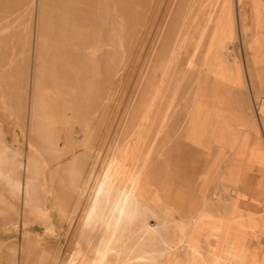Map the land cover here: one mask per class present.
I'll return each instance as SVG.
<instances>
[{"label":"rangeland","instance_id":"374dc122","mask_svg":"<svg viewBox=\"0 0 264 264\" xmlns=\"http://www.w3.org/2000/svg\"><path fill=\"white\" fill-rule=\"evenodd\" d=\"M195 1L0 0V146L9 143L13 178L38 199L26 205L0 181V264L75 255L89 264L107 215L85 228L96 189L115 157L140 148L152 150L142 188L163 226L136 227L122 245L154 248L150 237L161 235L162 251L176 241L170 264H213L214 243L229 264L236 245L244 264H264V43L255 33L264 0H206L204 18H219L209 74L165 90L175 32ZM189 51L182 59L198 58ZM150 108L169 124L139 133ZM138 133L147 134L142 147ZM29 155L31 172L18 166ZM117 174L116 188H130L135 178ZM199 214L212 242L194 254Z\"/></svg>","mask_w":264,"mask_h":264},{"label":"bare ground","instance_id":"6f19581e","mask_svg":"<svg viewBox=\"0 0 264 264\" xmlns=\"http://www.w3.org/2000/svg\"><path fill=\"white\" fill-rule=\"evenodd\" d=\"M205 1L206 0H197V1H195V3H193L191 5V7L189 8L188 22L181 23L178 26V28L175 32V38L172 42L171 48L168 47V48H170V50H169V54H170L169 55V62H171L172 68L168 67L167 68L168 71L166 70L165 73H163V76L168 78V81L166 82V85H165V90L172 86L173 80L176 79L177 77H179L180 80L178 81V84L175 86H177V88H178L177 90H179L181 88V85L183 82L184 83H192L193 80L195 79V77H197V78L200 77V74L204 73L205 74L204 77L209 74L210 69L208 66L209 64L207 62L208 50L210 49L211 45L213 44L214 38L216 36L215 32H212L209 30H210L211 26L215 25V22L217 21V19L219 20V18L213 14L212 10L205 17L206 19L204 18L203 15H204V10H205L204 7L205 6H203V4ZM258 8H260V7L258 6ZM259 10L261 11V16L259 14H257L260 16V21H259V24H258V27H257V30L255 33H256V35H263L262 39H260V42L263 44L264 43V5H262V7ZM27 32H28V30H27ZM172 32H173V30H172ZM27 35H28V33H27ZM27 40H29L28 36H27ZM26 44H28V42H26ZM190 49L198 52V54H199L198 58L199 59L196 56H195V58H197V59H195V58L190 59V57L194 56L195 54L197 55V53H194V52H192V53H194V55H192L190 53L192 56L187 57L189 55ZM183 52H185V53L187 52V54H186L187 56L185 55V57H187V59H185V60L182 59L183 58L182 57ZM12 60L13 59H11V61ZM196 61L199 62V66H200V69L198 71H196V69H194ZM195 74H196V76H195ZM170 81H172V82L170 83ZM161 84H162V81H161ZM190 91H191V89L189 86L188 92H190ZM154 99H156V98H154ZM152 102H153V100H152ZM3 104H4L5 108H7L6 103L4 101H3ZM10 112H11V110H10ZM150 113H151V108L147 113L145 111V114L143 115V117L141 119V123H139L140 124L139 133L143 132V134H144V132L147 130L149 132V130H151L152 125H154L156 122H158L161 125H168L169 124V118H167V116H165L162 119H158L155 116L156 115V112H155L154 117L151 119L150 117H148V115ZM11 114H13V116H14V111L11 112ZM16 120H17V118H16ZM139 133H138V138L141 141L140 146L142 147V146H144V144L147 140V134L144 136L143 134H139ZM8 144L4 143V144H2V146H0V181L3 183V185L5 187L10 189V191L13 194H20V193L24 194V203L26 205H29L34 200H38V199L32 195V193L30 191L29 183H26L24 185L18 179L16 180L15 178H13V176H12V172L14 171V168L12 167L13 158L9 155V152L11 151V146H9ZM127 146L129 148L128 144H127ZM152 147H153V145H152ZM141 151L142 150L140 148V149H138L137 153L133 152L134 154L132 156H130V154L127 155V152H128V150H127V152L126 151L123 153L121 152L122 154L120 155V157H117V158L115 157L114 164H111L114 166L111 169L108 167V169L106 170V172L104 174L105 176L103 177L104 178L103 182H101L99 185V188L96 189L97 190V196L95 195V198L93 197L94 199L91 203V206H90L91 208L89 209L90 213L86 217L85 222H84L85 228L91 229L95 224H97L96 222L99 221L100 218H102L101 215L103 214V212L105 210L107 211L106 212L107 215H106L105 219L104 218L102 219V222L104 220V231H103V234L101 235L99 243L95 247L94 257L92 259H89L90 260L89 264H145L149 258L148 255L144 254V252L139 253V251L132 250L131 248L126 247L124 244L123 245L125 246V248H123L124 246L121 244L124 239H129V237L131 235V231L134 228L143 227L144 222L147 218L144 210L146 209V205H147L146 203L148 202V198L145 196V190L142 188V186H143L142 181L145 179V176H147L146 173L148 172L149 167H150L149 157L152 154V150L147 152L146 155H143ZM114 156H115V154H114ZM28 158L29 159H28L27 163L19 161L18 166H19V168L23 167L26 171L30 170V172H31V169H30V164H31L30 158H31V156L29 155ZM110 163H111V161H110ZM104 164H106V162ZM89 171H90V169H89ZM109 171H112V173ZM116 173H119L117 175H120V173L121 174L122 173L123 174L128 173V174H130L129 175L130 177L135 178V180L133 181V184L132 185L130 184L131 185V186H129L130 188H128V187L116 188V182H117V180H119L118 177H120V176H116L115 175ZM76 174H79L80 177H83V175H84L83 172H79ZM102 179H101V181H102ZM123 181H125V180H123ZM144 183H148L151 186V182L148 180H146ZM215 187H216V189L217 188L220 189L219 184L215 185ZM94 189H93V191H94ZM92 196H93V194H92ZM92 196H91V198H92ZM203 220H204L203 214L202 215L199 214L198 216H196V218L194 220V226L199 231V238L196 240L198 242V245L195 247L194 245L189 244V247L194 248V254H198L200 252L207 251L205 249L204 243L202 242L203 239H206V240L209 239L211 241V239L209 237L202 236V233L200 231ZM163 224L165 225V223H163ZM222 228H223V225L221 222L218 224V229L221 230ZM94 229H96V228H94ZM94 229H93V231H95ZM187 235H188V231H184L183 236L185 237ZM150 241H151V239H150ZM147 242H149V240ZM134 244H136V243H134ZM143 244H141V245H143ZM175 248H176V244L174 241L172 243V245H170L167 249L163 250V253L161 254L162 259H161V262H159V264L160 263L161 264H170L169 258L171 256V253L175 250ZM159 249H160V247H159ZM150 250H152V249H150ZM220 250H221L220 245L215 244V243L212 244L211 255L213 254V256H214V263L213 264H222L219 261ZM155 251H157V250H155ZM78 253H81V251H78ZM158 253H160V252H158ZM158 253H156V254H158ZM153 254L154 253H152V258L154 257ZM121 255L122 256L124 255L125 257L123 256L124 258H122ZM116 257H117V259H116ZM120 258H122V259H120ZM155 258H157L156 255H155ZM78 259H79L78 256L75 255V257L71 258L69 260V263L67 262V264H84L80 261V259L79 260ZM151 260H153V259H151ZM155 260H157V259H155ZM159 260H160V258H159ZM245 260H246L245 250L243 251V250L239 249V247H236V245H235V249L232 253V256L230 257L229 264H244ZM152 262L155 263L154 261H152ZM149 263L151 264V262H149ZM247 263H248V261H247ZM189 264H200V263L197 261L196 262L191 261Z\"/></svg>","mask_w":264,"mask_h":264},{"label":"crops","instance_id":"0c3cea01","mask_svg":"<svg viewBox=\"0 0 264 264\" xmlns=\"http://www.w3.org/2000/svg\"><path fill=\"white\" fill-rule=\"evenodd\" d=\"M147 205H146V209L144 210V212L146 213V220H145V222H144V227H145V229L144 230H146V231H150L151 233L152 232H157V229H158V227L160 228L161 226H162V216L161 215H159L158 214V212H157V210L156 209H153L152 207H151V203H150V201H149V199H148V203H146ZM150 214V215H149ZM149 217H153V218H155V221H153V222H151V220H149ZM147 223H148V227L147 226H145V224L147 225ZM154 227V229H152ZM143 228V227H142ZM151 238H153L154 239V244H155V247L154 248H150V247H145V246H140L139 248H137V251H139V253H141V252H144V254H146V255H148L149 256V258H148V260H147V262L145 263V264H150L149 262H151V264L153 263L152 261H154L155 263H153V264H159V262H161V259H162V257H161V254L163 253V251H162V246H159L160 247V249H159V247H157V244H160V242L162 243V236L161 235H154V237H150V239ZM176 242V241H175ZM171 243H173L172 241H171ZM144 248V249H143ZM147 248V249H146ZM146 249V250H145ZM150 249H152V250H150ZM155 250H157V251H155ZM158 253V252H160V253H158V254H156V253ZM152 253H154L155 255H156V257L157 258H155V255L153 254V258H152ZM159 256V257H158ZM151 257V258H150ZM159 258H160V260H159ZM151 259H153V260H151ZM155 259H157V260H155ZM149 261V262H148ZM158 263H157V262ZM161 264V263H160Z\"/></svg>","mask_w":264,"mask_h":264}]
</instances>
